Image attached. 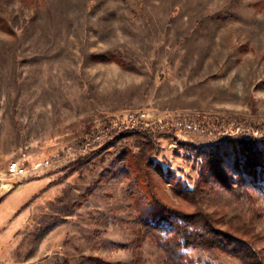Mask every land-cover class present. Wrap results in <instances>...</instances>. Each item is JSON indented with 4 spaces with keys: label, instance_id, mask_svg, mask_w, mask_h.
Here are the masks:
<instances>
[{
    "label": "rangeland",
    "instance_id": "1",
    "mask_svg": "<svg viewBox=\"0 0 264 264\" xmlns=\"http://www.w3.org/2000/svg\"><path fill=\"white\" fill-rule=\"evenodd\" d=\"M0 16V264H167L151 193L264 256V179L231 191L207 167L215 153L236 184L239 136L264 144V0H0Z\"/></svg>",
    "mask_w": 264,
    "mask_h": 264
},
{
    "label": "trees",
    "instance_id": "2",
    "mask_svg": "<svg viewBox=\"0 0 264 264\" xmlns=\"http://www.w3.org/2000/svg\"><path fill=\"white\" fill-rule=\"evenodd\" d=\"M0 28L13 33L9 23L2 16H0ZM136 133L141 134L147 139V142L141 145V153L133 156V158L142 156L149 160L152 149L147 143L151 141L152 132L143 128L137 130ZM257 140V137L253 135L239 136L238 143L241 147L240 149L245 152L246 164L245 166L241 165V163L238 164L240 172L236 184L231 183L228 174L221 168L218 162L219 158L211 159V155L214 154L216 156V154L212 152L209 154L210 158L207 159V167L212 168L214 179L222 187L233 191L236 186L248 185L246 175L255 181L264 179V144L260 146L259 150L256 145ZM145 175L149 177V169ZM208 180V175L202 173L200 184L191 190V194L198 195L202 191L203 183L208 182ZM151 194H149L150 198L153 202H156L157 206L154 207L155 209L150 215L142 218L143 226L146 234L152 235L154 240L157 241L159 248L165 253L167 264H201L196 260L186 259L185 252L190 248L220 250L228 256L239 259L242 264H264V256L256 248L253 241L221 230L217 221L208 212L203 209H198L196 212L191 213L185 212L184 210L173 208L155 198L153 193Z\"/></svg>",
    "mask_w": 264,
    "mask_h": 264
},
{
    "label": "built area",
    "instance_id": "3",
    "mask_svg": "<svg viewBox=\"0 0 264 264\" xmlns=\"http://www.w3.org/2000/svg\"><path fill=\"white\" fill-rule=\"evenodd\" d=\"M145 116H146L145 113L139 114L137 116L130 115V116H128L127 122H131V123H142L144 121V119H146ZM9 169L14 174H21V173L24 172V169L20 166L19 163H12L10 165V168Z\"/></svg>",
    "mask_w": 264,
    "mask_h": 264
}]
</instances>
